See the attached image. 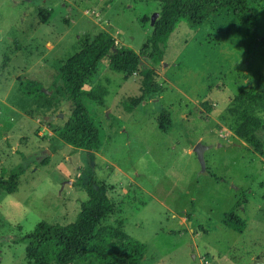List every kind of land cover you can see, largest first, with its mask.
I'll return each instance as SVG.
<instances>
[{"label": "rangeland", "instance_id": "rangeland-1", "mask_svg": "<svg viewBox=\"0 0 264 264\" xmlns=\"http://www.w3.org/2000/svg\"><path fill=\"white\" fill-rule=\"evenodd\" d=\"M250 1L264 8V0ZM158 10L157 3L144 0H0V100L14 111L0 107V176L7 179L23 167L16 191L0 190V264H30L20 240L37 224L76 221L87 201L80 184L90 170L108 186L115 206L104 224L125 221L124 232L146 245L144 264H264V109L256 113L254 132L262 153L236 135L235 118L227 114L242 90L253 86L264 93V57L248 47L251 32L238 31L228 15L201 29L181 22L163 62L154 66L142 56L139 72L129 78L103 60L85 87L107 91L103 107H90L104 128L99 151L57 141L70 116L60 97L59 107L33 109L31 115L36 96L23 94L21 86L33 82L52 94L62 85L60 63L102 30L117 45L139 52ZM146 67L155 70L164 93L137 105ZM160 110L170 113L168 131L156 124ZM47 121L57 127L52 136ZM38 129L43 135H35ZM199 143L210 146L206 174L193 151ZM42 156L48 162L41 166ZM230 212L245 227L225 223Z\"/></svg>", "mask_w": 264, "mask_h": 264}, {"label": "trees", "instance_id": "trees-1", "mask_svg": "<svg viewBox=\"0 0 264 264\" xmlns=\"http://www.w3.org/2000/svg\"><path fill=\"white\" fill-rule=\"evenodd\" d=\"M144 1L157 3L159 10L154 23L151 25L149 21L151 32L139 52L117 45L115 38L102 30L83 39L80 49L60 63L58 71L62 85L55 88L53 94L69 106L70 112L56 136L61 145L86 152L100 150L105 136L104 128L90 107H103L107 91L100 87L86 91L87 83L103 67L104 59H107L110 71L122 73L125 78L139 72L142 56L152 65H160L165 58L169 38L181 22L192 30L201 29L206 24L211 25L214 18L228 15L238 31L245 28L251 32L248 47L258 48L264 57V33L261 32L264 8L257 9L251 5L250 0ZM45 20L41 23H45ZM19 46L18 44V49ZM140 77L137 105L156 99L164 93L153 68L143 69ZM40 89L33 82L21 86L22 93L28 97L42 94ZM202 107L206 114H210L211 107L207 101L202 103ZM263 109L264 93H258L253 86L242 90L227 108V114L235 118L236 135L244 139L256 153H262L263 147L262 142L254 135L258 119L256 113H261ZM156 124L162 131L170 130L173 124L170 113L160 110ZM56 149L57 147L53 148L54 151ZM47 162L48 158L45 157L38 165L42 166ZM22 169L23 167H17L12 170L7 179L3 178L1 172L0 190L5 193L15 192ZM91 174L90 170L80 184L87 193V201L81 204L75 222L66 225L41 222L21 238L20 241L27 244L26 258L30 264H75L76 261L86 263L89 260H94L97 264H143L146 245L124 232L125 221L116 219L113 224H104L115 206L108 186L92 178ZM226 219L225 223L234 222L245 227V222L233 212Z\"/></svg>", "mask_w": 264, "mask_h": 264}, {"label": "crops", "instance_id": "crops-1", "mask_svg": "<svg viewBox=\"0 0 264 264\" xmlns=\"http://www.w3.org/2000/svg\"><path fill=\"white\" fill-rule=\"evenodd\" d=\"M43 94V93H42ZM39 94V95H37L35 98H34V101H33V103L31 104V106H33L31 109L33 110V109H35L36 110V112H40V113H42V112H45V111H49V109L50 108H52V107H54V108H56V107H59V104L57 103V96H55L53 93L52 94H50V95H47V94ZM2 105H5L4 103H3V101H1L0 100V107H1V110L3 109L4 111L6 110H9L10 111V113H14V111L12 110V109H8V108H5V107H2ZM67 106V105H66ZM65 106V107H66ZM34 111V110H33ZM35 111L34 112H31V115H33V116H35V114L34 113H36ZM58 114H59V117L60 116H62L63 114L61 113V112H58ZM39 115V114H38ZM46 116H44V118H45ZM48 117V116H47ZM48 118H50V117H48ZM48 118H46V119H48ZM54 117H51L50 119H53ZM47 123H48V129L46 128H44L43 126H41L42 128H44V131H49L48 132V136H50V134H51V136H52V132L50 131V130H56L57 129V127L53 124V125H50V122L49 121H47ZM65 123V122H64ZM64 125V124H63ZM39 130V132H38V134H35V135H39V136H41V135H43V132L44 131H42V130H40V129H38ZM59 131V130H58ZM58 131H57V133H58ZM11 133V132H10ZM36 133V132H35ZM37 137V136H36ZM38 138V137H37ZM5 139V138H4ZM6 141L7 140H9L7 137H6V139H5ZM41 140V139H40ZM43 140V139H42ZM16 152V151H15ZM59 168V167H58ZM59 169H61V168H59ZM90 261V260H89ZM145 262H143V264H144ZM212 262L210 261V264H211ZM201 264H203V263H201ZM205 264H209V262L207 263V261L205 262Z\"/></svg>", "mask_w": 264, "mask_h": 264}, {"label": "water", "instance_id": "water-1", "mask_svg": "<svg viewBox=\"0 0 264 264\" xmlns=\"http://www.w3.org/2000/svg\"><path fill=\"white\" fill-rule=\"evenodd\" d=\"M158 14L154 13L151 17V25L154 23L155 19L157 18ZM210 146H204L202 144H197L193 151L195 152L197 159L201 166V174H206V168H205V161H204V152L209 149ZM45 157H41L39 161L43 160Z\"/></svg>", "mask_w": 264, "mask_h": 264}]
</instances>
